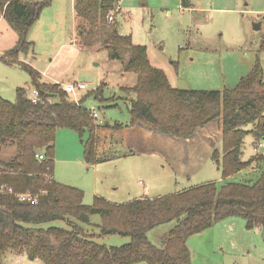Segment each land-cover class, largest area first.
I'll list each match as a JSON object with an SVG mask.
<instances>
[{
    "label": "trees",
    "instance_id": "trees-1",
    "mask_svg": "<svg viewBox=\"0 0 264 264\" xmlns=\"http://www.w3.org/2000/svg\"><path fill=\"white\" fill-rule=\"evenodd\" d=\"M121 1L75 0V14L80 22L79 44L106 49L110 60L122 61L124 73L137 77L134 87L124 89L134 95L129 98V126L139 125L185 141L220 120L222 153L218 149L212 158L223 178L254 162L259 176L246 183L229 182L219 187L211 182L126 204H113L101 197L92 205L85 204L82 190L54 179L57 131L68 129L80 138L87 135V141H82L84 156L94 165L102 160L95 142L101 124L84 101L76 102L65 86L44 82L30 65L9 59L27 54V36L50 0H0V20L8 21L20 38L8 56L0 59L9 65L20 64L30 74L41 99L33 103L25 88H18L14 103L0 97V187L45 192L36 204L0 194V264L11 254H25L43 264H191L187 240L217 223L242 217L248 229L264 228V156L243 159L247 134L264 139L262 69L256 65L235 88L224 91L174 88L165 71L150 61L147 47L135 45L131 37L119 33L117 24L109 23L108 17ZM190 4L191 0H182L184 8ZM248 126L253 129L247 130ZM39 153L45 155L44 161L37 158ZM95 215L101 218L97 227L91 224ZM57 221L69 227L54 225ZM164 224H172V228L156 245L149 233ZM111 235L129 237L130 241L122 246L97 241Z\"/></svg>",
    "mask_w": 264,
    "mask_h": 264
},
{
    "label": "rangeland",
    "instance_id": "rangeland-1",
    "mask_svg": "<svg viewBox=\"0 0 264 264\" xmlns=\"http://www.w3.org/2000/svg\"><path fill=\"white\" fill-rule=\"evenodd\" d=\"M191 2L194 7L184 9L181 0H122L119 4L122 13L121 9L116 13L117 23H109L117 24L119 33L131 37L135 45L146 46L152 64L165 71L174 88L232 89L256 65L260 66L264 77V26L260 30L254 27L255 23L264 22V0ZM75 21L73 0H50V5L43 10L27 36V54L20 53L19 59L17 55L9 58L30 65L40 73L44 82H57L63 86L85 83L87 90L72 95L73 99L76 102L83 100L86 108L96 111L97 123L109 125L107 131H96L97 156L102 160L95 167H88L84 161L81 164L67 162V158L74 160L78 149L83 158L82 141H87V135L78 136L77 142L70 132L56 137L55 165L56 169L59 167L62 180L57 179L59 182L82 190L84 203L92 205L96 196L114 203H126L140 196L168 195L165 192L180 191L202 182H216L221 187L229 182L257 180L258 171L245 170L224 181L221 169L212 159L193 170L188 167L191 180L177 178V164L181 167L187 163V152L179 144L181 142L175 141L176 146H171L167 157L163 158V154L154 153L148 147L163 139L162 135L153 132L145 145L141 144L145 149L136 143L131 132L130 136H124L121 128L115 125L131 124L129 98L134 95H128L124 89L134 87L137 77L133 73H124L122 61L110 60L106 49L82 47L77 42L80 22L76 24ZM19 40L14 27L1 19L0 58L7 57ZM1 59L0 97L14 103L18 88H25L30 96L35 90L30 74L20 64L9 65ZM219 123L220 120L205 127L206 140L221 137ZM246 129L252 130L253 127ZM253 140V135L247 134L244 160L254 155ZM141 148L143 152L139 151ZM218 149L222 153L220 144ZM260 153L264 154V146ZM92 219L93 226L101 225L99 215ZM54 225L69 227L64 221L54 222ZM171 228L172 224H164L153 229L150 240L158 244ZM123 240L126 242L122 243ZM97 241L106 245L117 241L110 246L129 243V239L120 236ZM187 246L191 264H264V228L248 229L242 217L224 220L189 237ZM11 256L7 255L3 263L43 264L40 260L33 263L25 254ZM20 258L24 263H19Z\"/></svg>",
    "mask_w": 264,
    "mask_h": 264
},
{
    "label": "crops",
    "instance_id": "crops-1",
    "mask_svg": "<svg viewBox=\"0 0 264 264\" xmlns=\"http://www.w3.org/2000/svg\"><path fill=\"white\" fill-rule=\"evenodd\" d=\"M193 1V0H192ZM181 3H182V0H181ZM73 4H74V14H75V0H73ZM121 5V4H120ZM182 6V5H181ZM193 5H192V2H191V4H190V6H189V8L191 9V8H193L192 7ZM183 7V6H182ZM184 8V7H183ZM189 8H184V9H189ZM121 9V8H120ZM121 13H122V9H121V11H120ZM119 12V13H120ZM127 14V13H126ZM129 15V14H128ZM3 20H4V18H2ZM75 19H76V14H75ZM76 24H77V19H76ZM116 23H117V17H116ZM262 23V26H263V23L264 22H261ZM77 42L79 43L80 42V39H79V37H78V39H77ZM83 47V46H82ZM242 79V78H241ZM48 83H50V82H48ZM57 83V82H56ZM171 84V83H170ZM68 85V84H67ZM172 85V84H171ZM65 86V85H64ZM81 92V91H80ZM79 93V92H78ZM78 97V96H77ZM79 99H80V96H79ZM93 112V111H92ZM96 112V111H95ZM98 119H99V117H98ZM97 119V120H98ZM99 124H101L100 126V129H102L103 131H107L108 129H109V127H108V124H106L105 122H99L98 123V125ZM115 126H117L118 128H121V130L124 132V136H126V135H129L130 136V132L134 135V137H135V139L137 140V144H139V145H141V144H144L145 145V141H147L148 140V138H149V136L152 134H154L152 131H149L148 129H146V128H143V127H141V126H139V125H137V126H134V127H130V126H122V125H115ZM207 127H209V125L207 126ZM206 127V128H207ZM219 127H220V133L219 134H221V137L220 136H218V139L217 138H213V139H209V140H206L205 139V136H204V131H205V129L206 128H204V129H201V130H199L192 138H189V139H187V140H185V141H181V140H176V139H173V138H170V137H167V136H162V138L163 139H159V141L157 142L156 141V143H154L155 145H151V146H148L149 148H151L152 149V151H154V153L156 152V153H160V154H163L162 155V157L163 158H166L167 157V154H168V151H169V149H170V147L171 146H176V143H174L175 141L176 142H181V143H179L181 146H184L185 147V151L187 152L186 153V157H187V163H185V165L184 166H181V167H178V164H177V170H176V177L177 178H183V179H188V180H191V178H190V174H191V172L189 173V170H188V167H190V168H192V170L195 168V167H198L201 163H203V165H206L208 162L207 161H209V160H211L212 159V161H213V163L215 164V166H217L218 167V169L220 168V166L215 162V160L212 158V155H213V153L216 151V150H218V145L220 144L221 145V140H222V124L221 123H219ZM64 132H70L71 133V137L73 136V138H74V142H77V139H79L78 138V135L76 134V133H74L73 131H71V130H68V129H59L58 131H57V136L58 135H60L61 136V134H63ZM73 132V133H72ZM156 135V134H155ZM107 136V135H106ZM253 137H254V135H253ZM107 138V137H106ZM129 140H131V138H129ZM131 141H133V140H131ZM134 142V141H133ZM253 145L255 146V150H254V155L253 156H251V158H253V157H257V156H264V154H261L260 153V149H261V147H263L264 146V139H262V140H257L255 137H254V140H253ZM136 144V145H137ZM142 146V145H141ZM84 147V146H83ZM130 147H133V146H130ZM143 147V146H142ZM55 154H56V144H55ZM144 149H145V147H143ZM139 151H142L143 152V150H142V148L141 149H139ZM68 153V152H67ZM67 153H66V156H67ZM56 156H57V154H56ZM67 158V157H66ZM83 158H84V160H83ZM83 158H82V151L81 150H79L78 149V154H75V156H74V160H71L70 158H67V162L68 163H80L81 164V162H83L84 161V163H85V165H87L88 167H95V165H97V164H94V165H91V164H89V163H87L86 162V159H85V156H83ZM58 159H59V161H61L62 159L61 158H59V156H58ZM65 161V160H64ZM255 163V162H254ZM254 163L251 165V166H249L248 168H246V169H244V170H242V171H245V170H249V171H252V172H257V170H255L254 169ZM56 164V163H55ZM58 170H59V167H57V169H56V165H55V167H54V179L55 180H57V179H59L60 181H62L60 178H59V172H58ZM220 170V169H219ZM241 171V172H242ZM220 172H221V170H220ZM241 172H239V173H241ZM239 173H237V174H235V175H238ZM221 175H222V172H221ZM235 175H233V176H235ZM233 176H231V177H233ZM230 177V178H231ZM221 178H223V176L221 177ZM230 178H228V179H230ZM228 179H225V178H223V180L224 181H227ZM220 180V179H219ZM58 181V180H57ZM217 181V180H216ZM59 182V181H58ZM229 182V181H228ZM207 183H211V182H202V183H200V184H197V185H195V186H199V185H203V184H207ZM216 183V182H215ZM191 187H193V186H190V187H186L185 189H183V190H180V191H176L175 190V192H165V193H167L168 195H170V194H175V193H179V192H182V191H185V190H187V189H189V188H191ZM164 196H166V195H164ZM96 197H98V196H96ZM95 197V198H96ZM157 197H162V196H156V197H153V198H157ZM101 198H103V197H101ZM144 198H148V197H143V196H140L139 198H136V199H133V200H131V201H134V200H138V199H144ZM103 199H105V198H103ZM105 200H107V199H105ZM108 201V200H107ZM131 201H129V202H131ZM108 202H110V201H108ZM110 203H113V204H126V203H128V202H126V203H114V202H110ZM93 218V217H92ZM91 218V224H93L92 222V219ZM226 220H230V218L229 219H226ZM223 222V221H222ZM221 223V222H220ZM156 229V228H155ZM150 234V233H149ZM112 236H118V235H111V236H107L108 238L109 237H112ZM107 237H102V238H104L105 240H106V238ZM121 237V236H120ZM101 238V239H102ZM124 238H127V239H129V241H130V238L129 237H124ZM109 241H111V239L109 240ZM117 241H112V244L113 243H116ZM124 242H126V240H123V242L122 243H124ZM112 244H110L109 243V245L108 246H110V245H112ZM160 244V242H158V244H156V245H159ZM113 245H115V244H113ZM9 256H11V255H8V257ZM12 257V256H11ZM9 258V260H12V258ZM19 260V263H24V260H23V258H20V259H18ZM33 263L35 262V261H32ZM4 264V263H3Z\"/></svg>",
    "mask_w": 264,
    "mask_h": 264
},
{
    "label": "built area",
    "instance_id": "built-area-1",
    "mask_svg": "<svg viewBox=\"0 0 264 264\" xmlns=\"http://www.w3.org/2000/svg\"><path fill=\"white\" fill-rule=\"evenodd\" d=\"M120 10V6L117 7V9L115 10V12H113L109 17L108 20L111 23L116 22V12H118ZM264 26V23H263ZM66 91L68 94L70 95H75L76 93L80 92V91H85L87 90L88 86L85 83H78L75 82L73 84H68L65 86ZM30 98L32 99L33 103H38L41 99L39 97V92L37 90H34L32 92V94L30 95ZM79 103V102H78ZM92 116L97 120L98 119V114L97 112L93 111L92 112ZM37 158L40 161H44L46 159L44 154H37ZM1 175V174H0ZM0 194L1 195H13L15 196L17 199H19L21 202H25V203H31V204H36L39 201L40 196H43L45 194V192H40V193H33L31 191H26V192H16L13 188L6 186V185H2L0 187Z\"/></svg>",
    "mask_w": 264,
    "mask_h": 264
},
{
    "label": "water",
    "instance_id": "water-1",
    "mask_svg": "<svg viewBox=\"0 0 264 264\" xmlns=\"http://www.w3.org/2000/svg\"><path fill=\"white\" fill-rule=\"evenodd\" d=\"M254 27H255V29H257V30H260V29L262 28V23H261V22H259V23H255V24H254Z\"/></svg>",
    "mask_w": 264,
    "mask_h": 264
}]
</instances>
